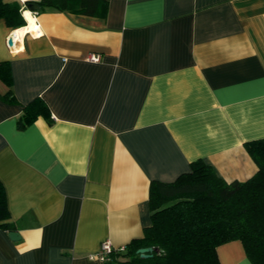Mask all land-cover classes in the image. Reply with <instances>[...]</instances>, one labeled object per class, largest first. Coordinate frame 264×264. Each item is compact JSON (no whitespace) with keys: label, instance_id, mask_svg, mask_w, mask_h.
<instances>
[{"label":"crops","instance_id":"crops-1","mask_svg":"<svg viewBox=\"0 0 264 264\" xmlns=\"http://www.w3.org/2000/svg\"><path fill=\"white\" fill-rule=\"evenodd\" d=\"M4 1L21 6L25 25L0 19L18 102L0 98L14 227L0 228V264H99L89 257L102 242L124 247L150 224V182H172L197 160L226 182L256 172L244 144L264 138V0H104L94 16ZM36 98L50 120L19 128ZM217 257L251 264L239 241Z\"/></svg>","mask_w":264,"mask_h":264},{"label":"trees","instance_id":"trees-1","mask_svg":"<svg viewBox=\"0 0 264 264\" xmlns=\"http://www.w3.org/2000/svg\"><path fill=\"white\" fill-rule=\"evenodd\" d=\"M103 2V3H102ZM104 0H39L35 12L51 8L60 12L94 16ZM28 6V4H25ZM0 19L11 29L25 25L21 6L0 0ZM0 81L7 87L0 98L17 104L11 91L10 66L0 62ZM37 117L50 120L45 103L36 98L23 106L19 128ZM256 165V172L245 181L226 182L202 160L190 164V171L172 182L149 184L150 224L142 236L125 244L122 250L112 248L99 264H219L217 248L239 241L251 264H264V138L244 144ZM4 187L0 181V228L12 230ZM152 247L148 258L136 250Z\"/></svg>","mask_w":264,"mask_h":264},{"label":"built area","instance_id":"built-area-1","mask_svg":"<svg viewBox=\"0 0 264 264\" xmlns=\"http://www.w3.org/2000/svg\"><path fill=\"white\" fill-rule=\"evenodd\" d=\"M8 40H10L9 38H7V45H8ZM12 43V42H11ZM9 46V45H8ZM87 61L89 62H93V63H97L100 61V55L99 54H89L86 58ZM112 247L109 243V241H104L102 242L101 246H100V250L99 252L95 255V256H90V259H95L99 262L103 261L107 254L111 251ZM120 250L123 249V247L119 248Z\"/></svg>","mask_w":264,"mask_h":264},{"label":"water","instance_id":"water-1","mask_svg":"<svg viewBox=\"0 0 264 264\" xmlns=\"http://www.w3.org/2000/svg\"><path fill=\"white\" fill-rule=\"evenodd\" d=\"M28 4V7L30 10L34 9L36 7V2L39 0H22ZM11 40H8V45L11 46ZM8 237L12 241H16L19 239V236L17 232L11 231L8 233ZM154 251V248L152 247H144V248H139L136 250V253L139 255L140 258H148L152 255V252Z\"/></svg>","mask_w":264,"mask_h":264},{"label":"bare ground","instance_id":"bare-ground-1","mask_svg":"<svg viewBox=\"0 0 264 264\" xmlns=\"http://www.w3.org/2000/svg\"><path fill=\"white\" fill-rule=\"evenodd\" d=\"M25 17H26V19L29 21V24H30V29L31 30H36L35 28H34V25H33V20H32V17H31V15L29 14V12L28 11H26L25 12ZM27 27V26H26ZM37 30H38V28H37ZM20 32H22V31H20ZM31 32V31H30ZM36 32V31H35ZM16 33V32H15ZM37 33V32H36ZM17 35V34H16Z\"/></svg>","mask_w":264,"mask_h":264}]
</instances>
